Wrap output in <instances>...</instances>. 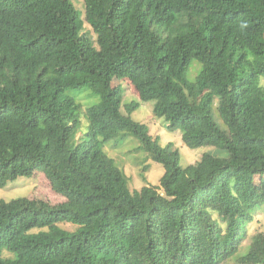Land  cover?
<instances>
[{
	"label": "trees",
	"instance_id": "16d2710c",
	"mask_svg": "<svg viewBox=\"0 0 264 264\" xmlns=\"http://www.w3.org/2000/svg\"><path fill=\"white\" fill-rule=\"evenodd\" d=\"M82 4L84 19L72 0H0V188L39 169L66 197L0 200V264H264V232L240 251L264 205L255 182L264 175V0ZM115 76L154 101L186 146L226 156L205 152L180 166L172 143L130 118L137 102L121 112ZM77 87L100 99L85 110L80 142V105L67 94ZM119 133L163 166L159 185L129 190L103 151Z\"/></svg>",
	"mask_w": 264,
	"mask_h": 264
},
{
	"label": "rangeland",
	"instance_id": "374dc122",
	"mask_svg": "<svg viewBox=\"0 0 264 264\" xmlns=\"http://www.w3.org/2000/svg\"><path fill=\"white\" fill-rule=\"evenodd\" d=\"M75 7L82 11V0H72ZM79 28L90 31V26L86 22H78ZM92 34V32H91ZM200 63L194 61L190 65L187 72L189 84L196 81L197 72ZM261 85L264 86V75L259 78ZM111 86L119 85L122 89V106L121 112L126 113L125 104L137 102V106L129 113L132 120L145 123L149 127V133L152 137H157L159 143L164 146L172 143V146L178 149L179 164L182 167L195 162L201 155L208 152L218 157L226 156V152L217 149L214 146H204L191 149L181 140V132L179 130H168L164 118L158 117L153 112L154 101H140L139 95L132 83L123 77H112ZM67 94L74 97L80 105L77 111L78 117V133L77 142H80L83 135L88 131V120L85 116L86 108L99 103V96L89 89L82 87L72 88ZM215 119L219 122L218 114L215 110ZM105 154L113 158L115 164L123 170L128 181V187L131 192L140 190L143 186L159 185L160 177L163 175L164 169L160 163L152 161L148 153L140 148V141L133 135H123L122 133L106 140L103 145ZM257 185L264 184V175L256 177ZM17 198L33 199L44 201L49 204H59L66 201L65 195L54 190L49 179L44 172L34 169L29 176H18L8 180L3 187L0 188V200L11 201ZM61 228L72 231L76 225L72 223H59ZM258 232H264V205L257 209L253 214V220L246 226V232L241 241L240 251L246 250L250 243L251 237ZM3 257H14V254L6 249L2 250ZM220 264H238L233 258H229Z\"/></svg>",
	"mask_w": 264,
	"mask_h": 264
}]
</instances>
